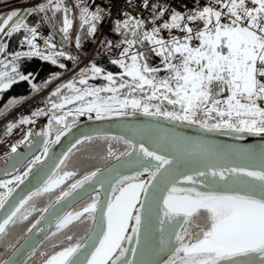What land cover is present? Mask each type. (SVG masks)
<instances>
[{
    "label": "snow or ice",
    "instance_id": "6c2138e0",
    "mask_svg": "<svg viewBox=\"0 0 264 264\" xmlns=\"http://www.w3.org/2000/svg\"><path fill=\"white\" fill-rule=\"evenodd\" d=\"M214 3L216 7L204 6L186 16L173 11L170 22L149 31H138L144 28V21L140 19L128 17L117 23L115 31L123 29L125 38L116 47L121 44L125 47L119 58L110 63L118 66L120 72H105L92 63L79 73L78 83L85 87H77L74 78L51 93L59 98V102L49 101V129L55 122L62 126V130L55 141H44L42 155L47 156L49 143L59 142L63 130L70 127L66 122L68 116L93 112L97 120H102L111 115L126 116L129 114L127 110L131 109L132 113L180 122L202 132L227 130L235 134H264V0H214ZM77 6L80 27L87 25V35L91 37L102 19L101 10L89 11L88 7ZM49 10L53 16L63 12L59 31L64 41L69 40L73 21L64 0H46L36 8L27 9L23 15L18 10L0 15V40L23 31L20 43L30 49L15 52L11 61L0 60V68H3L0 70V92L18 80L32 83L30 74H22L15 63L21 57H39L53 65L58 63L59 57L75 59L63 50L56 51L51 37L45 39L47 51H41L35 42L37 28L26 23V16ZM163 15L161 10L160 16ZM196 22H202V27L194 31L190 24ZM162 29L170 33L177 29L184 35L181 38L170 35L165 39L160 36ZM129 32L132 38H127ZM145 42L150 45L149 52L160 58V67L149 65L148 53L135 50V45H144ZM6 46L0 43V53ZM75 46H81L79 35L75 38ZM108 47L111 48V42ZM59 67L63 69L65 65L60 63ZM161 71L167 75L159 76ZM98 77L107 83L102 87L87 86L89 78ZM32 88L37 90V85L32 84ZM62 89L71 94L63 95ZM101 93L110 95L102 96ZM89 97L91 99H87ZM15 103V100L9 101V105ZM74 104L78 106L69 108L62 115L56 114ZM49 112L37 110L32 116L48 115ZM31 122L27 117L19 121L20 124ZM14 127L15 124H9L7 131L11 132ZM42 135L47 136L48 132ZM27 139L26 135L19 143L23 144ZM84 139L91 140L92 137ZM111 139L123 140L132 149L121 152L116 159L125 157L126 166L139 170L131 176L118 175L114 182H108L111 194L106 207L101 206L97 191L91 202L78 211L60 214V210L55 209V204L102 175L101 170L96 169L76 180L68 190H62L54 204L41 209L43 215L53 208L56 231L50 233L52 237L74 221L90 218L95 223L99 212L96 231L90 230L83 242L71 243L73 237L66 236L69 243L59 250L57 244H52L51 254L39 253L41 264H137L125 256L129 251L135 256L137 248L128 249L123 245L125 241L132 243L133 239L139 245L142 233L152 242L154 251L167 256L162 262L151 264H264V148L258 154L242 150L249 158L259 160L258 167L204 165L187 170L189 165L199 163L201 153L209 152L188 138L173 142L176 155L150 149L143 142L137 145L124 137ZM81 142L77 140L72 148ZM72 148L63 154L55 169L65 164ZM11 151L15 153L17 145H13ZM114 155L109 147L108 156ZM40 161L41 156H35L27 170L14 180L23 183L32 167ZM145 174L146 179H142ZM75 175L69 171L59 175L53 170L41 186L19 198L0 220V240L7 235L9 225L28 219L35 210L27 207L33 198L52 192ZM11 183L12 180L0 181V188L6 189L0 193V208L5 207L14 191L8 187ZM97 183L101 188L105 186L102 180ZM198 183L205 190H198L195 187ZM180 184L191 186L179 187ZM201 217L205 219L204 224L198 222ZM39 223L37 220L27 231L32 232ZM129 230L131 235L127 234ZM34 255L36 248L32 247L28 256ZM2 264L18 262L5 261ZM19 264H27V259Z\"/></svg>",
    "mask_w": 264,
    "mask_h": 264
},
{
    "label": "water",
    "instance_id": "95a60500",
    "mask_svg": "<svg viewBox=\"0 0 264 264\" xmlns=\"http://www.w3.org/2000/svg\"><path fill=\"white\" fill-rule=\"evenodd\" d=\"M78 77L79 75L76 76L75 79ZM128 113L129 114L126 116L111 115L102 120H97L95 115H89L69 122L68 124L70 127L63 130L59 142L49 143L48 155H42L41 161L32 167V171L23 183H17L12 187L14 191L12 195L8 197L7 204L4 208H0V220H2L7 210L14 203L18 202L19 198L27 195L36 187L41 186L42 181L46 179L47 175H50L53 170H59L55 169V165L59 163L63 154L68 152V149L72 148V145L75 144L77 140L85 142L87 140L84 138L89 136L92 137V139L98 137H124L125 139L132 140L137 145L140 142H143L145 146L150 149L155 148L168 155H176L173 143L176 139L188 138L189 140L207 148L209 152L206 154L201 153L199 163L189 165L187 170L196 167H203L204 165H218L223 167L259 166L260 162L258 159L249 158L242 150H248L251 153L258 154L261 148H264V134L259 136L249 135L247 133L235 134L229 133L227 130L208 133L202 132L195 127L181 124L180 122L167 121L160 117L144 116L139 112L132 113V111H128ZM61 130L62 126L55 132L51 133L49 141H55L56 135L60 133ZM238 135L240 138H238ZM31 138L32 141L29 145H19L17 151L15 153L11 152L6 160L0 164V179L16 172L33 153L40 149L43 144L41 130H32ZM121 141L123 142V140ZM74 149L76 148H72L71 153ZM125 151L130 152L132 149L127 147L123 152ZM71 153H69V155ZM125 159V157H121L119 160L115 158L108 164L96 168L101 170L102 175H98L93 181L76 189L71 196L67 197L59 204H55V209L60 210V214H63L64 212L70 211L76 204L89 195H96L97 191L99 192L101 206L106 207L107 198L111 194L108 182H114V178L118 175L131 176L136 170H139L134 167L126 166L124 163ZM96 169L83 174L76 180L81 179L84 175H87ZM146 177L147 174L141 178L146 179ZM101 180L105 185L103 188L99 187V183H97V181ZM72 183L62 190H68ZM178 186L190 187L191 185L180 184ZM195 187L201 191L205 190L199 183L196 184ZM60 192L49 203V205L54 204L56 197L59 196ZM37 220H39L40 223L37 224V227L34 228L32 232H28V228L36 223ZM55 223L56 216L53 214V208H49V212L44 213L43 215L40 213L28 226L17 243L3 257L0 264L5 261H16L19 264V262L28 259V253L31 251V248H37L39 243L55 228ZM98 223L99 212L97 213V221L95 223L92 221L89 231L84 238L88 236L90 230L96 231ZM127 234L131 235L130 230ZM81 242H83V239ZM123 246L128 249H131L132 247L137 248L135 256H133L131 251L125 254L127 259L134 260L137 264H141V262H143V264L162 262L163 259L167 258L165 253L154 251L152 242L146 240L143 233L141 234V242L139 245H137L135 239H133L132 243L125 241ZM40 258V256H34L30 259L28 264H36Z\"/></svg>",
    "mask_w": 264,
    "mask_h": 264
},
{
    "label": "built area",
    "instance_id": "2783aa9c",
    "mask_svg": "<svg viewBox=\"0 0 264 264\" xmlns=\"http://www.w3.org/2000/svg\"><path fill=\"white\" fill-rule=\"evenodd\" d=\"M39 0H32L30 4H35ZM70 3L74 11V0H64ZM85 1L89 11L101 10L102 19L97 23V31L91 37H85L81 41L80 48H77L72 40L67 44L62 45L50 32L49 28L42 24H36L33 27L37 28L38 36L36 41L45 45V39L51 37V43L55 44L56 51L72 50L78 57L76 66L66 75L81 71L89 61L97 55H103L108 59H118L119 54L125 45L120 47L116 45L122 40L114 34V22H120L125 15L138 17L144 21V31L151 30L152 27H159L165 22H170V17L173 11L180 12L182 15L191 14L194 10L202 9L204 6L216 7L214 0H81ZM155 6V8L153 7ZM249 6L250 3H249ZM164 11V15L160 16V11ZM154 17H159L154 19ZM75 21V14L73 15ZM187 22V21H185ZM194 31L198 27H202V22L190 24ZM181 38L184 34L177 29L169 30L162 29L160 36L168 39L169 36ZM103 41V43H102ZM108 42H111V48L108 47ZM53 84L47 86L33 94L19 108L9 113L0 119V160L11 151L13 145L19 144L28 136V132L32 127H39L43 124V118L31 116V123L20 124L19 121L33 112L41 109L45 105L46 94L51 90ZM15 124L16 127L8 132V125ZM28 141V139H27ZM25 141V142H27Z\"/></svg>",
    "mask_w": 264,
    "mask_h": 264
},
{
    "label": "trees",
    "instance_id": "16d2710c",
    "mask_svg": "<svg viewBox=\"0 0 264 264\" xmlns=\"http://www.w3.org/2000/svg\"><path fill=\"white\" fill-rule=\"evenodd\" d=\"M13 0H0V9L4 7H8L12 4ZM43 3H46L43 2ZM42 4V3H41ZM68 7L67 5H65ZM81 7V6H80ZM69 8V7H68ZM27 9H32L31 7H23L20 9H9L7 11H0V15H6L9 12L13 10H18L22 15L25 13ZM79 10V7H78ZM42 19L43 21L48 20L52 27L54 28L55 32L58 34L59 37L63 39V34L59 31L60 27L62 26L63 21V12H57L55 16H53V13L49 10L45 13H39V12H33L30 15L26 16V23L31 26L33 23H35L37 20ZM87 25H85L84 28L80 27V20L78 21L77 28L75 31V38L77 35H79L81 38H83L85 35H87ZM141 32V30H138ZM124 30L122 29L121 32H118L121 36H125L123 34ZM1 35V34H0ZM24 32L21 31L20 33L14 34L11 38L4 37L3 40H0V43L6 44L5 51L3 53H0V60H4L5 62L12 60V55L15 52L18 51H28L30 50L29 47H25L20 43V41L23 39ZM131 36V33H127V37ZM139 37H137L138 39ZM147 42L144 43V45H140L143 47L141 51L148 53V60L150 66L153 67H160L161 62L160 58L156 57L155 54L149 52V48H145V45ZM45 49V48H41ZM47 51V49H45ZM111 60L106 59L103 56H97L94 57L90 61V65L92 63H95L98 67H101L104 69L105 72H113L114 74H117L120 72V69L118 66L113 65L110 63ZM15 63L18 66V70L25 75L30 74V79L32 83H29L28 81H19L12 85L9 89L0 92V115H2L7 110L13 108L18 103H20L25 97H27L32 91V84L37 85V88L43 87L45 84L49 83L55 76L58 74L64 72L68 68H70L74 60L66 59L64 57L58 58V63L56 65H53L50 61H45L40 59L39 57H21L19 60L15 61ZM63 63L65 67L61 69L59 67V64ZM0 70H3V68H0ZM159 76L163 77L166 76L167 73L164 71H161ZM95 81L98 84V87L104 86L107 82L103 80L102 77H98L95 79ZM102 96H108L110 93H101ZM15 100L17 103L13 105H9V101ZM41 209L31 212V215L28 217L27 220L24 221H17L15 224H12L10 230L7 232V235L3 238V248L4 250L0 251V259L4 254L12 247V245L18 240L20 235H22L24 229L28 226V224L37 216V214L40 212ZM201 224L205 223V219L201 217L198 221ZM17 229L18 234L14 233V230ZM6 251V252H5Z\"/></svg>",
    "mask_w": 264,
    "mask_h": 264
},
{
    "label": "rangeland",
    "instance_id": "374dc122",
    "mask_svg": "<svg viewBox=\"0 0 264 264\" xmlns=\"http://www.w3.org/2000/svg\"><path fill=\"white\" fill-rule=\"evenodd\" d=\"M41 51H45V49H41ZM75 107L72 108L74 109ZM53 124H55V122H53ZM103 141H105V143H103ZM101 146L105 148L103 154H99L97 152ZM107 146L108 144L106 142V139L104 138L89 140L82 143L80 147L67 158L65 164H63L61 168L58 170V174L62 175L64 171H69V172H74L76 174L73 177H77V176L79 177L83 175L85 172H88L93 168L103 165L108 160ZM100 150L102 149L100 148ZM11 184H9L8 186H10ZM57 191L58 188L54 189L50 193H45L39 197L33 198V200H31V202L27 205V207L30 209L44 208L52 200V198L55 196ZM14 233L18 234L17 229L14 230Z\"/></svg>",
    "mask_w": 264,
    "mask_h": 264
},
{
    "label": "flooded vegetation",
    "instance_id": "af4514ba",
    "mask_svg": "<svg viewBox=\"0 0 264 264\" xmlns=\"http://www.w3.org/2000/svg\"><path fill=\"white\" fill-rule=\"evenodd\" d=\"M90 79H91V83H92V81H93L92 78H89L88 82L90 81ZM76 83L78 85H80L78 83V80H76ZM62 91H64V89ZM57 98L58 97L50 98L49 101L57 102ZM49 105L51 106L50 103H49ZM106 142L109 145L107 148L111 147L114 152H116L117 149L122 146V143L120 141H117V140H114L111 138H106ZM115 157L116 156L111 157L108 162H110ZM93 196H95V195H93ZM78 210H80V209L78 208ZM91 223H92V220L90 218H85L81 221H74L73 224L69 225V227L64 229L63 231L57 233V235L54 237L50 236V234H49L48 239H44L40 242V244L38 245V248H37L38 251L36 252V255H34V256L39 255L40 252H45V253L51 254L53 252L52 244H54V243L58 245L57 250H59L63 246H67L69 241L66 240V236H69V235H71L73 237V240L71 241V243H76L78 240L81 241L84 238V236L86 235V233L88 232V230L91 226ZM54 231H56V229H54L52 232H54ZM29 260L27 261V263L29 262Z\"/></svg>",
    "mask_w": 264,
    "mask_h": 264
},
{
    "label": "bare ground",
    "instance_id": "6f19581e",
    "mask_svg": "<svg viewBox=\"0 0 264 264\" xmlns=\"http://www.w3.org/2000/svg\"><path fill=\"white\" fill-rule=\"evenodd\" d=\"M20 0H13L11 5H17ZM5 191V188H0V193H3Z\"/></svg>",
    "mask_w": 264,
    "mask_h": 264
}]
</instances>
